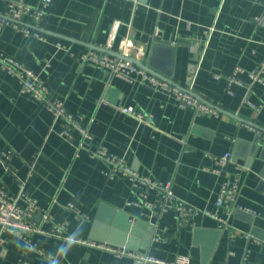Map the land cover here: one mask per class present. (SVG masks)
Masks as SVG:
<instances>
[{"label": "crops", "instance_id": "obj_1", "mask_svg": "<svg viewBox=\"0 0 264 264\" xmlns=\"http://www.w3.org/2000/svg\"><path fill=\"white\" fill-rule=\"evenodd\" d=\"M39 28L42 38L11 25L0 31V184L14 195L24 188L50 218L43 212L31 218L43 233H6L0 264L21 257L31 264H161L140 263L92 241L166 262L186 255L190 264H264V82L248 75L264 58V0H51ZM126 35L145 48L142 62L215 105L218 115L179 107L172 94L143 84L140 74L128 82L81 62L89 49L108 44L116 51ZM2 58L30 68L81 116L93 135L86 149L77 151L78 131L61 135V121L20 91ZM237 67L241 83L228 84ZM118 105L133 106L145 119ZM98 144L226 222L204 213L180 222L173 210L127 204L136 198L129 180L108 176V163L87 151ZM225 152L232 161L214 172L211 155ZM224 180L238 184L229 212L215 203ZM156 197L148 192V199ZM116 211L128 216L133 232L107 221ZM61 221L66 227L58 234Z\"/></svg>", "mask_w": 264, "mask_h": 264}, {"label": "built area", "instance_id": "obj_2", "mask_svg": "<svg viewBox=\"0 0 264 264\" xmlns=\"http://www.w3.org/2000/svg\"><path fill=\"white\" fill-rule=\"evenodd\" d=\"M51 0H40L37 5L26 4L17 0H6V10L0 14V31L6 25H11L14 28L22 31L25 35L33 34L42 38L39 28V22L45 13L47 6ZM137 2V0H134ZM26 21L29 22L26 24ZM30 26V27H29ZM108 44L97 49H89L80 56L82 63H90L98 65L107 70L110 76L121 78L125 81L132 82L134 74H140V80L143 84L150 86L154 90L166 91L174 96L179 107H191L197 113H208L218 115V108L197 97L189 90L181 88L171 82L158 77L157 75L147 71L138 66L128 57L135 60H140L145 55V48L141 45L135 44L129 36H124L115 51L117 54L109 53ZM2 68L14 76L19 84L20 91L31 96L35 101L42 104L51 114L55 120H60L62 129L60 134L64 137L70 136L71 130H76L80 134V142L77 146V151L87 148V144L92 140L93 135L89 129V125L82 122L81 116L73 113L65 106L61 98L54 96L45 84V82L38 78L36 74L24 64L12 59L2 58ZM243 71L242 68L237 67L234 73L227 76V83L239 82L235 76L237 72ZM248 75L253 81L264 82V58L259 61V64L248 71ZM118 109L128 115H131L139 120H144L145 116L142 112L130 105H118ZM90 155L102 158L109 165V170L106 174L114 176L120 174L126 177L131 186V190L135 195V199L127 201V204H135L139 206H146L151 210L167 211L173 210L179 221L184 222L189 217L198 213L210 215L222 223L226 220L217 216L207 208L197 207L185 200L177 197L170 182H159L147 175L141 174L132 169L126 161L115 155L109 154L102 144H98L93 151L87 149ZM217 165L213 171L219 172L232 161L230 152H225L221 155H211ZM155 191L157 197L154 200L148 199V192ZM238 191L237 181L224 180L221 185L219 195L216 198V205L223 206L227 212L236 207L235 200ZM43 212V218L48 219L47 210L39 206L34 199L21 187L17 194H10L3 185L0 184V244L5 242L6 233L22 235L24 231L44 232L36 223L31 221L34 214ZM66 227V222H58L55 226V232L61 233ZM55 233V234H56ZM66 239H73L71 235H64ZM82 242H88L81 240ZM89 244L98 246L114 252L117 255L133 256L138 262H156L161 264H190L189 258L186 255H177L172 261L166 262L164 260L156 259L152 256L135 254L123 247H111L103 243L88 242ZM39 253H42L39 250ZM54 263L56 259L52 258ZM15 264H31L25 258H19ZM67 264V263H62Z\"/></svg>", "mask_w": 264, "mask_h": 264}, {"label": "water", "instance_id": "obj_3", "mask_svg": "<svg viewBox=\"0 0 264 264\" xmlns=\"http://www.w3.org/2000/svg\"><path fill=\"white\" fill-rule=\"evenodd\" d=\"M156 46V45H154ZM98 49V48H97ZM109 53H113V54H117L115 51H111V50H105ZM127 59L131 60L132 62H134L135 64H137L138 66L146 69L147 71L157 75L158 77L165 79L169 82H171L174 85H177V83H175L173 80L170 79V74L163 76L162 74L158 73L155 69L154 66L151 63L145 64L144 62L140 61V60H135L133 58L128 57ZM190 91V90H189ZM191 93H193L194 95H196L197 97L203 99L201 96H199L198 94H196L195 92L190 91ZM205 100V99H203ZM259 129V128H258ZM261 130V129H259ZM262 131V130H261ZM260 136L261 133L257 134L254 139L250 142V152L249 155H252L254 153V150L256 149L258 143H260ZM264 144V142H263ZM114 212V211H113ZM118 214H120V217H122V221H117L116 218L118 217ZM115 218L114 220H107L108 222H110L113 226H118L119 228L123 229V230H130V232L134 231V226L131 224L130 221H128V216L126 214L121 213L120 211H116L115 213ZM137 263V262H136ZM138 264V263H137Z\"/></svg>", "mask_w": 264, "mask_h": 264}]
</instances>
